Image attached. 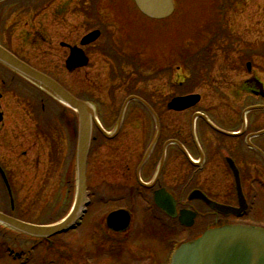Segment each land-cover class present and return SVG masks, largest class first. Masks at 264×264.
<instances>
[{
  "label": "flooded vegetation",
  "instance_id": "1",
  "mask_svg": "<svg viewBox=\"0 0 264 264\" xmlns=\"http://www.w3.org/2000/svg\"><path fill=\"white\" fill-rule=\"evenodd\" d=\"M111 1L114 0H108ZM70 2L76 16L82 15L83 19L66 30L63 24H56L64 23L70 13L66 0H54L42 14L36 11L39 8L32 15L11 11L10 19H0V46L37 71L64 70L71 49L78 48L88 58L87 66L78 71L90 70L98 60L101 68L115 73V78L107 82L117 86L113 91L118 95H109L106 90L97 100L93 95L98 93L99 85L89 84L88 80L89 89L82 94L70 92L94 107L102 131L92 125L86 189L89 204L97 205L93 208L98 212L91 219L99 223L92 221L80 229L84 250L90 252L89 246L107 241V253L101 245L103 258L99 264H168L175 247L206 230L234 225L264 230V22L254 21L251 27L256 35L251 38L249 32L232 29L224 17L214 15L205 38L214 46L200 48L175 67L165 65L154 70L150 48L137 52L140 45L135 40L139 36L100 23V10L87 0ZM12 18L15 20L6 28ZM43 21L54 31L39 30ZM20 28H25L20 37L22 45L35 48L33 61L17 51L14 42L7 44L3 40ZM227 29L238 39L224 35ZM95 30L100 33L97 41L81 46L83 38ZM223 38L225 47L220 45ZM46 45L50 48L42 50ZM206 52L210 53L209 59L196 61ZM127 70L146 71V79H136L134 83H143L142 89L132 91L133 79L116 73ZM31 86L0 64V132L8 122L1 105L7 95L17 94L16 100L26 102L19 111L23 118L18 128L25 139L16 138L21 146H27L18 155L20 175L25 178L34 170L35 180L40 178L50 184L56 170L64 165L67 188L74 194V112L65 109L56 113L50 100H37L39 94L28 95L35 93ZM189 96L198 97L193 107L183 111L168 109L173 99ZM129 98L142 103L132 100L125 104ZM37 105L41 110H34ZM27 116L34 118L35 126L26 125L23 119ZM1 139L7 141L8 135ZM194 191L214 206L200 198L189 199ZM115 211L124 213L118 216L122 219L120 229H125L120 233L109 231L105 224L106 217ZM184 211L194 215L191 227L181 223L188 222V218H182ZM3 244L4 240L2 247Z\"/></svg>",
  "mask_w": 264,
  "mask_h": 264
},
{
  "label": "rangeland",
  "instance_id": "2",
  "mask_svg": "<svg viewBox=\"0 0 264 264\" xmlns=\"http://www.w3.org/2000/svg\"><path fill=\"white\" fill-rule=\"evenodd\" d=\"M39 1L44 0H12L6 4L0 5V19L5 20L7 17L11 15L12 12L9 11H17L21 10L25 15H32L34 11H41V14L44 13V9L48 8V6H44ZM69 11L67 17H65L64 23L60 22L56 24H63L66 27L76 26L82 21V15L76 16L75 11L72 10L73 6L70 0ZM72 1V0H71ZM78 1V0H76ZM241 0H195L194 3L186 7L184 3L186 0H177L178 11L174 14V16L164 22L155 23V22H147L144 21L139 15L136 13L131 0H114L111 1L110 4L105 6L106 11L109 13H105L103 6L107 3V0H99V10L101 12L100 17L98 18L100 23L108 25H114L115 30H123L126 28H122L121 25L128 26L127 21L125 19H132L133 23H136L138 30L136 31H146L150 38L151 47V56L153 58L151 69L159 70L162 67L172 66L175 67L177 63L182 62L183 60L189 59L192 55H194L200 48L212 47L214 44H209V38L205 39L207 35V31H202L205 25L210 26V22L214 19L211 17L213 15H221L224 17V21L226 19V24L229 25L232 29H236L241 32V29L249 32L250 37L254 38L256 35L255 29L253 26L254 21H263L264 22V0H243L245 4H240ZM35 2V3H34ZM64 2V0H63ZM242 2V1H241ZM61 3V2H58ZM213 3L216 5L215 10L213 8ZM37 6H36V5ZM51 10L49 13L51 14ZM180 10V12H179ZM178 12L180 16H178ZM45 15H47L45 13ZM178 16V17H177ZM15 19H11L6 23L5 27L7 28ZM51 20L53 18L51 17ZM95 23L97 21H94ZM101 25L104 27V25ZM140 24L142 26L140 27ZM47 21H43V27H37L39 30L43 28L46 30V33H50L54 31V29H50ZM121 26V27H119ZM35 30L34 28H32ZM25 28L17 29L13 36L5 37L3 39L7 44L14 42L13 46L16 47L17 51L29 57L30 61L34 60V50L35 48L26 45L23 46V41L21 42V35L24 33ZM60 30V29H58ZM108 30H111L110 28ZM131 30V29H130ZM3 30H0V35L2 36ZM230 29L225 31L226 36L232 38L233 40L238 39L236 36L234 37L233 33L230 32ZM3 37V36H2ZM1 39V38H0ZM53 41L52 39H49ZM144 42V39H139V42ZM16 43V44H15ZM148 44V46L150 45ZM143 44V43H142ZM226 39L223 38V41L220 42L222 47L226 46ZM136 45H140V48L137 49V52H144L146 49L140 43H136ZM144 45V44H143ZM22 46V48H21ZM241 47V44H239ZM49 46H44L42 50H48ZM15 49V48H14ZM213 52V49H212ZM159 57H163L166 60H159ZM210 57V53H202L196 61L203 62L202 58ZM195 60V59H194ZM142 63L146 62L145 59L140 60ZM162 64V65H161ZM102 63L98 62V60L94 61V65L90 70H82L72 76L65 75L66 72L63 70H45L44 72L56 77L64 86L74 94H82V91L89 89L86 80H88L89 84H98V93L93 96L98 100H100L104 94H106V90L109 91V95L119 94V92H115L117 88L116 85L109 86L107 80L114 79L113 71H105L101 68ZM116 72V71H115ZM127 78H132L131 89L132 91H139L142 89L143 83L139 86H136L135 80L141 81L145 79L146 71L137 70L134 71H126ZM117 73V72H116ZM154 88L158 89V83H153ZM90 86V85H89ZM108 86V87H107ZM104 90V91H103ZM41 94L38 95L37 99ZM16 95L7 97L4 99L2 103V110L6 113V122L5 126H1L3 129L0 132V163L4 170H6L8 177L10 178V182L14 188V202H16V210L15 215L19 219H23L29 221L31 223L43 225L56 223L62 220L69 211L71 210V206L73 205L74 196L69 192V187L66 186V181L64 179V170L65 166H61L57 169L55 167L56 173L55 176L50 180V184H46L45 180H41L37 178L36 180L33 178L34 170H30L29 174L23 178L20 175V170L22 167L19 162L18 155L27 148L26 144L21 146L16 138L19 136L24 138L22 130H18L20 125V120L23 118L19 115V111L22 110L24 102H19L14 98ZM18 106V107H17ZM26 122V125L35 126L34 118L23 119ZM28 126V127H29ZM8 135V140L3 142L1 136ZM3 187L0 181V211L8 212V197L3 191ZM97 208L88 209L87 210V218L85 219V223L92 222L91 217L97 213ZM90 216V218H88ZM79 232L83 235L82 230ZM79 232H73L67 235H64L60 238V242H57L58 249L67 253L59 254V259L57 260L58 264H84V257H77V255L81 252V249H84L83 244L81 243V235ZM9 235H12L9 233ZM1 238V236H0ZM13 238L14 246L17 245L18 249L23 250L27 244L31 242L29 239H24V242L21 241L20 238ZM10 239V237H8ZM12 242L11 240H8ZM90 249L96 248L94 246H89ZM66 250V251H65ZM56 251L54 248L50 249V246L43 245L39 251L37 250L32 255V261L35 264H42L48 262L51 257H55ZM80 255V254H79ZM89 257V256H86ZM73 259H79L77 261ZM52 260V259H51ZM50 260V262H51ZM96 264H98V259H94ZM0 264H17V262H13L8 258L0 259Z\"/></svg>",
  "mask_w": 264,
  "mask_h": 264
},
{
  "label": "water",
  "instance_id": "3",
  "mask_svg": "<svg viewBox=\"0 0 264 264\" xmlns=\"http://www.w3.org/2000/svg\"><path fill=\"white\" fill-rule=\"evenodd\" d=\"M134 1L142 14L154 20L165 19L174 10L173 0ZM95 39L96 35L92 36L84 44ZM77 57V54L73 53L68 60L67 67L69 71L84 65L85 61L82 63L77 62L79 58ZM0 62L43 86L61 102L76 111L79 124L77 144V205L80 206L85 183V161L90 142L91 121H95L94 113L87 105L75 101L52 80L29 69L1 48ZM190 106L191 102L189 99H181L173 102L170 108L175 110L179 108L178 110H182ZM76 211L74 212L75 215ZM73 216L74 214L70 219ZM0 223L20 233L38 237H45L57 233L68 224L66 221L53 228H39L18 222L2 214H0ZM172 264H264V232L243 228L208 231L200 239L182 246L174 255Z\"/></svg>",
  "mask_w": 264,
  "mask_h": 264
}]
</instances>
